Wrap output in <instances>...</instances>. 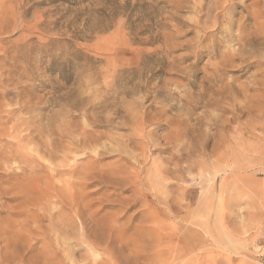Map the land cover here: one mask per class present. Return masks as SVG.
<instances>
[{
  "label": "rangeland",
  "instance_id": "rangeland-1",
  "mask_svg": "<svg viewBox=\"0 0 264 264\" xmlns=\"http://www.w3.org/2000/svg\"><path fill=\"white\" fill-rule=\"evenodd\" d=\"M0 260L264 264V0H0Z\"/></svg>",
  "mask_w": 264,
  "mask_h": 264
},
{
  "label": "bare ground",
  "instance_id": "bare-ground-1",
  "mask_svg": "<svg viewBox=\"0 0 264 264\" xmlns=\"http://www.w3.org/2000/svg\"><path fill=\"white\" fill-rule=\"evenodd\" d=\"M114 175V174H113ZM115 178V177H114ZM23 180V179H22ZM27 183V182H26ZM77 184V183H76ZM76 184H74V185H76ZM25 185V184H24ZM28 185V184H27ZM26 185V186H27ZM31 185V184H30ZM29 185V186H30ZM26 188V187H25ZM28 188V187H27ZM11 189V188H10ZM30 189H31V187H30ZM33 190V189H32ZM31 190V191H32ZM36 190V189H35ZM30 191V192H31ZM34 191V190H33ZM33 191H32V193H33ZM59 191V190H58ZM57 191V192H58ZM26 192L28 193L29 192V190H27L26 189ZM38 192V191H37ZM60 192V191H59ZM16 193V192H15ZM35 193H36V191H35ZM35 193L33 194V195H35ZM75 193V192H74ZM3 194V193H2ZM23 194V193H22ZM31 194V193H30ZM29 194V195H30ZM38 194V193H37ZM24 195V194H23ZM39 195L40 194H38V197H39ZM42 195V194H41ZM41 195H40V197H41ZM21 197H22V195H20ZM28 196V195H27ZM31 196V195H30ZM61 196V195H60ZM70 196V195H69ZM79 196V195H78ZM47 197V196H46ZM64 197V196H63ZM26 198V201H27V197H25ZM141 198V197H140ZM37 199H39V198H37ZM41 199V198H40ZM22 200H24L23 198H22ZM29 200V199H28ZM67 200H69L68 201V204H70V207H71V205H72V208L74 209V211L72 212V214H71V219H70V222L68 221V220H66V221H68V224L70 223V226H72V227H74L75 226V222H77V220L79 221V215H80V211H79V208H78V202H77V199H76V195H75V197H73L72 199H67ZM65 202V201H64ZM67 203V202H66ZM21 204V203H20ZM26 203H24V205H25ZM67 204V205H68ZM22 205V204H21ZM17 206V205H16ZM14 210V209H13ZM67 210V209H66ZM11 211V210H10ZM37 211V210H36ZM33 212V211H32ZM35 212V211H34ZM17 213V212H16ZM28 213V212H27ZM15 214V213H14ZM14 214H12V216L14 215ZM30 214V213H29ZM34 215V214H33ZM33 215H31L32 217H34V220L36 221V218H35V216H37L36 214H35V216H33ZM42 215V214H41ZM40 215V216H41ZM90 215V214H89ZM31 216H27V217H31ZM43 217H44V215H42ZM41 216V217H42ZM47 216V215H46ZM64 217V216H63ZM67 218V217H66ZM68 219V218H67ZM61 220V219H60ZM64 220V219H63ZM39 221V220H38ZM65 221V220H64ZM106 221V220H105ZM62 222V221H61ZM12 223V222H11ZM39 223V222H38ZM40 223H41V221H40ZM39 223V224H40ZM34 224H36L37 225V222L36 223H34ZM66 224V223H65ZM68 224H67V226H68ZM17 225V224H16ZM66 226V225H65ZM114 227H115V225H114ZM68 228V227H67ZM38 229H39V227H38ZM74 229V228H73ZM70 230H72V229H70ZM114 230V229H113ZM35 231V230H34ZM68 231V230H67ZM75 231V230H74ZM77 231V230H76ZM75 231V232H76ZM69 233H70V231H69ZM72 233V232H71ZM70 233V234H71ZM77 233V232H76ZM76 233H74V234H72L73 236H71V237H74V235L76 234ZM109 233V232H108ZM111 233V232H110ZM70 237V236H69ZM51 238V237H50ZM11 239V238H10ZM53 239V238H52ZM24 240H25V238H24ZM9 245V241L6 243V245H5V247H7ZM76 245V244H75ZM10 248V247H9ZM19 256V255H18ZM17 258V257H16ZM45 258V257H44ZM2 261H9L10 260V258H8V257H6L5 255L2 257V259H1ZM0 260V261H1ZM21 260V259H20ZM1 261V262H2ZM23 261V260H22ZM10 264V263H9Z\"/></svg>",
  "mask_w": 264,
  "mask_h": 264
}]
</instances>
